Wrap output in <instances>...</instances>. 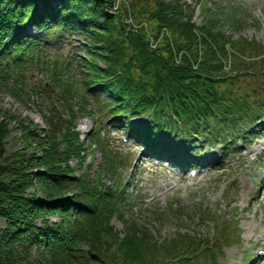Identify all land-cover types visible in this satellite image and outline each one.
Returning <instances> with one entry per match:
<instances>
[{"label":"trees","instance_id":"trees-1","mask_svg":"<svg viewBox=\"0 0 264 264\" xmlns=\"http://www.w3.org/2000/svg\"><path fill=\"white\" fill-rule=\"evenodd\" d=\"M114 2L0 0V82L18 93L24 85L18 77L32 67L46 71L53 85L84 100L82 109L97 118L104 115L163 153L185 151L187 138L225 146L222 132H247L264 114V83H248L255 76L264 81V44L234 39L224 27L238 30L245 24L239 7L207 9L208 17L198 25L187 0H124L118 13L110 9ZM130 15L147 21V28L129 29L125 18ZM164 28L171 37L161 34ZM148 33L161 36L155 49ZM75 34L83 37L76 45L88 56L77 62L81 78L72 68L75 61L62 62V54L46 61L50 42ZM47 120L50 135L25 126L24 147L7 153L8 124L0 119V264H102L84 246L98 251L104 264H202L201 256H211L205 239L179 232L161 243L125 213L121 238L109 224L111 213L123 212L126 195L120 184L103 186L77 175L90 145L82 142L75 124L63 125L57 111ZM91 135L104 151L103 171L115 175L124 162L101 138L97 123ZM159 136L177 140V147L166 148L170 140Z\"/></svg>","mask_w":264,"mask_h":264},{"label":"rangeland","instance_id":"rangeland-1","mask_svg":"<svg viewBox=\"0 0 264 264\" xmlns=\"http://www.w3.org/2000/svg\"><path fill=\"white\" fill-rule=\"evenodd\" d=\"M187 2L195 8L193 20L198 25L205 22L208 17L207 9L216 11L217 6L234 4L246 18L245 24L238 30L225 25V30L234 39L244 37L264 44V0H197L198 3L196 0H187ZM78 38L83 37L77 34L73 40L50 42L52 47L47 53L46 61L49 63L55 58L54 55L58 54L64 56L62 62H66L67 56L77 59L83 55L81 52L77 53L79 48L73 45L79 42ZM72 68L75 70L74 66ZM26 73L27 76L18 77L20 83L24 82L26 85H23V89L18 93L15 92L16 94L9 90L10 87L2 84L3 81L0 82V119L8 124L9 129L5 139L7 153L24 147L22 132L25 126H32L41 136L50 135L52 129L47 119L53 111H57L65 120L62 121L63 125L68 128L69 124H75L82 142L86 146L90 145L83 167L80 170L76 169V174L86 175L87 179L95 180L103 186L117 185L115 181L122 184L120 192L123 196L127 194L121 206L123 212L109 215L111 216L109 224L121 238L125 236L127 227L122 219V214L125 213L127 218L138 222V228L142 227V230L147 228L161 243L177 237L179 232L190 233L196 238L209 236L212 240L216 235L220 248L213 244L217 255V262L214 264H264V136L254 137L247 145L239 143L232 146L225 153V157L221 155L223 151L221 148L207 146L204 141H198L196 144L191 142L192 148L206 146L200 151L193 150L192 155L217 159L221 155L219 162L222 161L221 166H205L199 169L201 173L194 177L191 172L180 173L176 168L162 164L151 156L145 157L144 162H141L144 153L140 152L139 147H132L125 142L121 144L125 133L120 127L112 128L110 135L106 133L103 135L105 137L101 138H105L112 146L113 153H117L119 159L124 162L113 175L112 172L103 171L102 146L93 141V135L88 136L96 123L100 125L102 118H97L91 109H82L84 100L79 95L72 96L69 91L64 92L63 88L53 85L48 72L32 67ZM11 75L17 78V74ZM81 76L83 73L80 71V78ZM254 79L251 77L248 82L251 86ZM83 88L87 90L86 87ZM99 95L101 98L105 97V94ZM22 122L23 125H20ZM63 147L64 144L61 150ZM70 161L72 167L76 168L77 160L73 158ZM227 192L232 193L226 198ZM181 207H185L182 213ZM202 211L218 212L217 222L202 221ZM223 219L229 221L228 235L222 236L224 242L219 240L221 235L219 237L217 234L218 226H221ZM0 225H3V221H0ZM83 249L98 254L103 259V262L99 263H105V259L98 251L91 250L89 246H84ZM37 254V250L32 249V257L38 258ZM114 262L113 260L112 264ZM36 264L49 263L42 260Z\"/></svg>","mask_w":264,"mask_h":264},{"label":"water","instance_id":"water-1","mask_svg":"<svg viewBox=\"0 0 264 264\" xmlns=\"http://www.w3.org/2000/svg\"><path fill=\"white\" fill-rule=\"evenodd\" d=\"M90 253V255H91V257L93 258V259H95V260H100V257H99V255L98 254H96V253H93V252H89Z\"/></svg>","mask_w":264,"mask_h":264}]
</instances>
